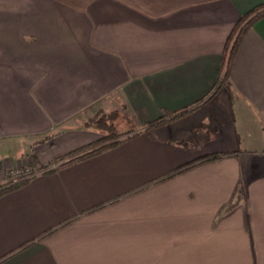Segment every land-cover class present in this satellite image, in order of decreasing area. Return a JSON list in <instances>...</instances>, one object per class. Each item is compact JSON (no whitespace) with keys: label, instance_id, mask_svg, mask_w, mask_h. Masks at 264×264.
Returning a JSON list of instances; mask_svg holds the SVG:
<instances>
[{"label":"crops","instance_id":"obj_1","mask_svg":"<svg viewBox=\"0 0 264 264\" xmlns=\"http://www.w3.org/2000/svg\"><path fill=\"white\" fill-rule=\"evenodd\" d=\"M263 4L0 0V175L56 166L0 194V264H264V17L216 87Z\"/></svg>","mask_w":264,"mask_h":264},{"label":"trees","instance_id":"obj_2","mask_svg":"<svg viewBox=\"0 0 264 264\" xmlns=\"http://www.w3.org/2000/svg\"><path fill=\"white\" fill-rule=\"evenodd\" d=\"M263 17H264V4L258 6L257 8L249 12L247 15H245L240 21V23L235 27L227 43L226 51L222 60L221 76L217 82L216 87L219 88L226 87L230 89L229 73L235 51L238 47V43L243 33L249 30L258 20H260ZM117 119H118L117 112H113L108 115H103L94 124V127L103 134V138L96 143L78 149L74 152H71L56 159V163L57 162L63 163L61 166H64L76 162L78 160H81L83 158L89 157L91 155L100 153L108 148L114 147L119 143H121L125 138L122 139L123 135L117 133V125H116ZM218 158L220 157L211 156L206 158V160H216ZM22 183L12 186L10 189L0 192V194L12 190L20 186Z\"/></svg>","mask_w":264,"mask_h":264},{"label":"rangeland","instance_id":"obj_3","mask_svg":"<svg viewBox=\"0 0 264 264\" xmlns=\"http://www.w3.org/2000/svg\"><path fill=\"white\" fill-rule=\"evenodd\" d=\"M113 112H117L118 113V119H117V121H116V125H117V133L118 134H121V135H123V137H122V139H124V138H126L128 135H130L131 134V132H127V130H129L130 129V125H129V122H128V120L127 119H125V118H123L122 116H121V113L119 112V111H111V112H105V113H103V114H101L100 115V117L92 124L93 126H94V124L103 116V115H108V114H110V113H113ZM89 125V124H88ZM103 138V136H101V138L100 139H102ZM99 139V140H100ZM98 140V141H99ZM97 141V142H98ZM56 161V160H55ZM57 163H59V162H57ZM19 165H22L23 167L22 168H25V167H27L28 165L29 166H34V168L33 169H31V172L33 173V175L34 176H37V175H40V174H43V173H46V172H48V171H50V169H54V168H56V166L55 167H48V168H45V167H42L41 165H39L33 158H25V159H23V160H20V162L16 165V166H14L15 167V170H17V166H19ZM24 172V171H23ZM22 172L20 173V176H22V175H25V173H23L22 175ZM32 175V176H33ZM33 176V177H34ZM5 177H6V179H5V181H1L0 182V192H3V191H5V190H8V189H10L12 186H15V185H17V184H20V183H22V182H24V181H27L28 179L27 178H25V179H22L23 177H20L19 178V182H17V183H13V181H14V179H16L17 178V176H15V177H13V175H11V173H6V175H5Z\"/></svg>","mask_w":264,"mask_h":264},{"label":"built area","instance_id":"obj_4","mask_svg":"<svg viewBox=\"0 0 264 264\" xmlns=\"http://www.w3.org/2000/svg\"><path fill=\"white\" fill-rule=\"evenodd\" d=\"M22 167H23L22 165L17 166V170H15V167L9 168L4 174L0 175V182L1 181H5V179H6V177H5L6 173H8V174L11 173V175H13V177L17 176V178L14 179L13 183L19 182L20 181L19 180L20 177H23L22 179H25V178L30 179V178H32L34 176L33 173L31 172V169H33L34 166H29L28 165L25 168H22ZM21 172H22V174L25 173V175H22L21 174L22 176H20V173Z\"/></svg>","mask_w":264,"mask_h":264}]
</instances>
